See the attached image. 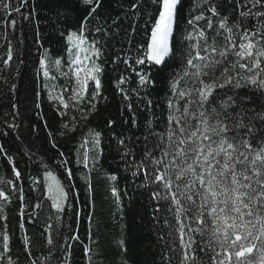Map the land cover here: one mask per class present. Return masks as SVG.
<instances>
[{
  "label": "trees",
  "instance_id": "obj_1",
  "mask_svg": "<svg viewBox=\"0 0 264 264\" xmlns=\"http://www.w3.org/2000/svg\"><path fill=\"white\" fill-rule=\"evenodd\" d=\"M239 2L211 0L220 14L213 17L207 11L210 5L201 0H180L171 36L174 54L167 58L166 66H159L147 60L143 65L136 63L145 56L158 18L156 0H100L94 16L86 22L90 6L83 0H28L20 12L14 11L20 0H2L0 145L13 158L21 176L17 180L8 159L0 155V188L11 200L0 201V264H8L9 257L12 264H178L180 255L175 249L179 239L169 202L154 198L153 193L160 189L148 175L152 166L145 154L159 155L150 129L159 132L165 127L163 114L172 79L185 67L189 43L185 37L192 31L187 20L203 11L206 20L211 19L213 27L223 32L219 29L221 18L232 24L241 19L239 11H247L246 7H236ZM3 3L10 7L4 10ZM252 10L264 8L257 5ZM12 20L16 21L14 26ZM206 20L198 26L207 35H215L206 27ZM82 22V47L88 51L80 55L82 59L91 55L88 67L94 63L101 68L96 74L101 87L93 99L96 89L89 81L84 99L77 102L72 99L76 66L71 60L79 50L68 36L80 35ZM243 26L264 27V18L250 16ZM93 48L98 49V57L92 55ZM41 58L48 77L43 74ZM235 59L231 56L225 66L230 67ZM237 71L230 74L240 80L245 73L238 76ZM138 73H144L148 82L142 84ZM262 92L264 89L241 80L240 88L226 85L221 95H238L248 109L264 111ZM95 133L100 134L98 138ZM46 171L55 173L66 191L70 189L62 212L51 207ZM9 180L23 189V215L20 193L12 191ZM38 203L41 206L35 208ZM5 233L9 236L7 253L3 252ZM25 234L31 240L28 250L23 242ZM49 235L51 245L47 243ZM251 255L258 264V253L254 250ZM197 257V264H209L204 253L198 252Z\"/></svg>",
  "mask_w": 264,
  "mask_h": 264
},
{
  "label": "snow or ice",
  "instance_id": "obj_2",
  "mask_svg": "<svg viewBox=\"0 0 264 264\" xmlns=\"http://www.w3.org/2000/svg\"><path fill=\"white\" fill-rule=\"evenodd\" d=\"M27 2L20 0L14 11L20 12ZM156 2L159 5L158 18L151 29L145 56L136 61L140 65L147 60L154 65L166 66L167 58L174 54L170 35L180 0ZM83 3L90 6L84 18L86 22L94 16L100 0H83ZM201 3L210 5L207 11L213 17L220 15L211 0H201ZM257 5L264 8V0H240L236 7H246L247 11H239L241 19L232 24L226 17L221 18L219 29L223 32L213 27L211 19L206 20L203 11L187 20L192 31L185 37L189 42L185 50V67L179 77L172 79L171 94L163 114L165 127L159 132L150 129L159 155L155 152L145 154V159L152 166L148 175L160 189L153 193L154 198L169 202L168 210L174 217V232L179 239V247L175 249L180 255L178 264H197L198 252L209 256V264H256L251 255L254 250L258 253V264H264V111L248 109L244 99L238 95L225 93L226 98L221 95L226 85L240 88L241 80L264 89V27L249 29L243 26L244 20L250 16L264 18V11L253 12ZM2 7L7 10L10 5L3 3ZM201 20H206V27L213 29L215 35H207L205 29L198 26ZM85 22L81 23L80 35L71 33L68 36L69 41L76 42L79 50L71 60V64L76 66L72 99L77 102L84 99L89 81L94 82L96 89L93 99L100 94L101 87L96 75L101 68L94 63L91 67H84V62L91 59V55L83 59L80 55L88 51L82 47ZM15 23V20L11 21L13 26ZM96 30L101 31L99 28ZM220 36H223L222 40L217 39ZM7 55L11 60L10 47ZM92 55L98 57V49L93 48ZM231 56L236 57L235 61L230 67L225 66ZM40 65L45 69L44 76L48 77L44 58H41ZM233 69H238V76L241 71L245 75L237 80L230 74ZM138 75L142 84L148 82L144 73ZM120 83H123V77ZM60 102L64 108L69 106L62 97ZM112 123L109 121L110 125ZM156 126L159 127V121ZM99 135L94 134L97 138ZM96 143H99L98 139ZM0 155L8 159L18 180L21 174L3 145H0ZM84 163L87 167V156ZM68 174L71 175L70 170ZM45 176L52 181L47 184L51 207L57 212L64 211L63 204L68 200L70 189L66 191L52 171H46ZM110 178L116 179L115 176ZM7 183L13 192L20 193L23 215V189H18L11 180ZM115 192L113 189V194ZM0 201L11 202L2 188ZM40 206L38 203L35 208ZM20 227L23 229L24 224L21 223ZM23 242L28 250L31 240L27 234ZM47 243L53 244L51 235L47 237ZM217 248L222 251H217ZM8 251L9 236L5 233L3 252ZM8 264H12L11 257Z\"/></svg>",
  "mask_w": 264,
  "mask_h": 264
},
{
  "label": "rangeland",
  "instance_id": "obj_3",
  "mask_svg": "<svg viewBox=\"0 0 264 264\" xmlns=\"http://www.w3.org/2000/svg\"><path fill=\"white\" fill-rule=\"evenodd\" d=\"M175 13H176V10H175ZM174 22H175V19H174ZM173 28H174V23H173ZM173 33V32H172ZM171 36H172V34L170 35V44H171ZM84 67H88V60L87 61H85L84 62V65H83ZM83 73H81V78H82V75ZM73 79H74V84H76V77H75V70H74V74H73ZM76 86V85H75ZM56 177H57V175L55 174V173H53ZM57 179L59 180V178L57 177ZM46 180H47V184H49V183H52V181H51V179L50 178H46ZM60 181V180H59ZM61 182V181H60ZM62 184V183H61ZM63 185V184H62ZM66 190V189H65ZM67 202H65L64 204H63V207H64V205L66 204Z\"/></svg>",
  "mask_w": 264,
  "mask_h": 264
}]
</instances>
